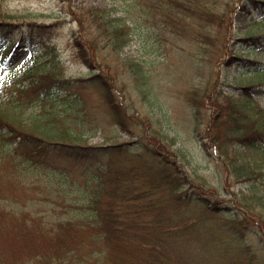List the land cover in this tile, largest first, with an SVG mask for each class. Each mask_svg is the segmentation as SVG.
<instances>
[{
  "label": "trees",
  "instance_id": "1",
  "mask_svg": "<svg viewBox=\"0 0 264 264\" xmlns=\"http://www.w3.org/2000/svg\"><path fill=\"white\" fill-rule=\"evenodd\" d=\"M112 1L107 7L65 11L77 23L71 43L87 69L78 79L46 62L34 63L54 50L55 23L0 13V264H264V194L232 195L233 209L194 196L168 156L174 139L165 142L151 120L150 135L139 134L144 120L134 116L132 124L110 76L112 63L101 68V59L120 57L133 36H162L158 27L192 40L196 47L185 67L191 64L193 74L181 99L195 110V129L202 98L207 99L212 110L204 133L225 162L227 181H250L257 191L256 178L264 180V169L243 150L264 155V107L250 92L264 87V60L235 51L230 56L226 49L233 34L240 50L264 49V0ZM235 14L250 20L247 30L233 32ZM35 44L43 50L34 53L32 65L18 75L9 73L6 57L22 48L32 53ZM203 61L214 64L213 74ZM217 64L237 65L238 76L254 78L237 84V94L220 91ZM125 65L147 103L164 106L141 65L126 60ZM87 85L101 90L102 115L124 132L137 133L134 140L89 143L88 128L96 121L84 114L72 126L50 113L51 106L54 111L56 104L73 100L69 97ZM64 162L82 166L87 180L73 179Z\"/></svg>",
  "mask_w": 264,
  "mask_h": 264
},
{
  "label": "rangeland",
  "instance_id": "2",
  "mask_svg": "<svg viewBox=\"0 0 264 264\" xmlns=\"http://www.w3.org/2000/svg\"><path fill=\"white\" fill-rule=\"evenodd\" d=\"M221 1L222 3L232 2L231 0ZM112 2V0H0V13L5 11L18 19L25 17L55 23L52 30L53 41H51L52 44L54 43V50L50 53L41 54L34 63L46 62V67H54L56 72L78 79L87 76L85 73L87 69L81 65L76 57L71 43V36L77 31V23L72 21L69 16H65V11L68 8L75 10L79 8L107 7ZM133 15L135 14L133 13ZM149 24L150 22L147 23V25ZM249 26L250 20L243 16L235 14L232 18L231 27L233 32L245 31ZM261 26H264V24H261ZM157 30L158 32L164 31V34L152 38H146L143 34L136 36V39L133 36L120 53V57L112 55L101 59V68L105 67V62L112 63L110 76L115 78L114 88L117 90V94L122 96L128 114L132 116V124L135 120L134 116L144 120V123L140 125L144 131L141 132L138 128L137 130L139 134L150 135L148 129L150 127L149 120H151L155 128L163 132L165 142H169L171 138L174 139L171 148L168 149H173V152L171 151L168 156L176 164L172 167L187 177V180L184 181V188L193 190L194 196H205L210 203H212L211 201H219L222 208L233 209L235 203L231 201L232 195L235 197L241 191L249 195L253 191L258 195L264 194L263 179L256 178L257 191L250 188L252 186L250 181L244 183L227 181L225 162L209 147V140L204 133L212 110L210 105L207 104L206 98H202L203 107L199 109V126L196 129L194 128L195 110L182 101L180 92L187 87L185 83L190 81L189 78L193 74L192 65L190 64L189 68L185 65L188 62V52L196 47V44L187 38H174L162 27L156 28ZM143 33L145 34V32ZM234 38H236L235 34L230 39L232 41L230 42L231 46L226 49L230 56H233L235 51L241 57L248 53L249 59L264 60V49H255L251 52H247V49L240 50L238 49L240 46ZM151 44L153 45L151 46ZM31 49L38 55L43 50L38 45H32ZM151 49L152 51H150ZM5 50L2 52H6ZM195 51L197 52V49ZM100 52L104 53L103 56L105 57L106 50L103 49ZM34 53L26 48L15 50L6 57L5 63L8 64V67L12 66V72L18 75L32 65L33 55H36ZM218 55L220 56L219 59L222 60L224 53L219 52ZM52 56H54V59L50 60ZM125 60L141 65L145 71V76L150 78L146 81L151 86L152 94L159 96L164 106L157 105V107H154L147 103L148 100H145L144 93L136 89L135 75L125 65ZM201 66L205 67L207 72L211 71V74H213L212 67L214 64L208 65L203 61ZM216 68L220 79L217 88L219 87L220 91L225 90L229 94H237L239 92L237 84L247 83L254 78L252 74L238 76L237 70L239 68L234 64L223 66L217 64ZM180 75L181 80H174L176 76ZM100 91L99 88L96 89L91 85L84 86L79 92L73 93L75 96L69 97L75 101L70 100L60 105L56 104L54 111L51 110L52 106L48 110L53 115H58L71 122L72 126L84 114L87 115L89 120L96 121L95 127L88 128V131H90L87 137L89 143L117 144L134 140L137 133L133 136L131 133L124 132L123 129L119 128V125V127L115 126L109 117L102 115L101 106L98 105ZM250 92L252 100L264 107V87L253 86L250 88ZM69 93L72 92L69 90ZM76 95H80V98L77 99ZM59 111L62 114H58ZM243 151L249 158L257 159V163L261 164V168L264 169V155L257 154L258 152H254L253 149ZM58 160H60L58 165H63L61 159ZM72 163L65 164L64 162L67 167L66 171L78 182L86 181L83 167L77 163ZM222 223L224 224L226 221Z\"/></svg>",
  "mask_w": 264,
  "mask_h": 264
}]
</instances>
